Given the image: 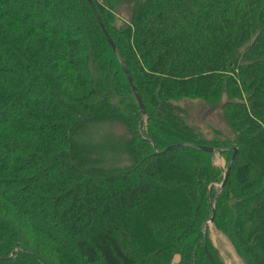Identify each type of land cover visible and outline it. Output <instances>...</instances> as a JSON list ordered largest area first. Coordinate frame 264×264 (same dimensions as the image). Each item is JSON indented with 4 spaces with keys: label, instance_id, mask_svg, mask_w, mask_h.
Returning a JSON list of instances; mask_svg holds the SVG:
<instances>
[{
    "label": "trees",
    "instance_id": "obj_1",
    "mask_svg": "<svg viewBox=\"0 0 264 264\" xmlns=\"http://www.w3.org/2000/svg\"><path fill=\"white\" fill-rule=\"evenodd\" d=\"M91 1L0 0V264H264V0Z\"/></svg>",
    "mask_w": 264,
    "mask_h": 264
},
{
    "label": "rangeland",
    "instance_id": "obj_2",
    "mask_svg": "<svg viewBox=\"0 0 264 264\" xmlns=\"http://www.w3.org/2000/svg\"><path fill=\"white\" fill-rule=\"evenodd\" d=\"M117 13L120 15L121 18L126 19L127 15H128V10L125 8L122 9H118ZM196 104H190V103H185V109L187 110L188 114H187V122L191 125V126H196V127H201L202 128V124L205 125L206 121H213L215 124L219 123V118L216 113H213L211 117H209V119H207L206 121L202 119V114H198L199 113V109L198 106H195ZM214 161L216 163V165H218L220 168L224 169L225 165H226V159L224 156L220 155L219 153H215L214 154ZM211 225H209L208 227H210ZM210 234V239L211 241L217 245L219 247V249L221 250V255L223 257V260L226 264H241L240 261L233 256V252L231 247L229 246V244L227 242H225L224 239H219L217 238L214 233L210 230L209 232ZM220 243V244H219Z\"/></svg>",
    "mask_w": 264,
    "mask_h": 264
},
{
    "label": "water",
    "instance_id": "obj_3",
    "mask_svg": "<svg viewBox=\"0 0 264 264\" xmlns=\"http://www.w3.org/2000/svg\"><path fill=\"white\" fill-rule=\"evenodd\" d=\"M87 2H88V5L90 6V8H91V10H92V12H93V14H94V16H95V18H96L98 24H99V27H100L101 31L103 32V34H104V36H105V38H106L107 43L109 44V46H110V48L112 49V51H113L115 54H117V53H116L115 46H114V44H113V41H112V39L110 38V36L108 35L107 31L105 30V28H104V26H103V24H102V22H101V19H100L98 13H97V11H96V9H95V7H94L92 1H91V0H87ZM122 70H123V73H124V75H125V78H126L128 84H129V86H130V88H131V91H132V93H133V95H134V97H135V99H136V101H137V103H138V106H139V110H140L141 116L144 117V115H145V108H144V105H143V102H142L141 96H140V94H139V92H138V90H137V88H136V86H135V84H134V82H133V80H132V78H131V76H130L128 70H127V68L125 67V65H122ZM182 145H183V144H182ZM192 147L195 148V149H197V150H201V151L208 152V153H213V152H214L213 148H210V147H207V146H202V145H192ZM235 154H236V150L233 149V150H232V156H231V158H230V160H229V162H228V164H227V166H226L225 173H224V178H223L222 183H221L220 186H219V190H218L217 194H218V193L220 192V190L223 188V186H224V184H225V182H226V180H227V177H228V174H229V170H230V167H231L232 162H233V160H234ZM214 201H215V198H214V200H213V202H212V204H211L212 217L206 222V225H208V226L211 225V223H212V221H213V215H214ZM202 249H203V252H204V254L206 255V257H207L208 260L210 261V263H211V264H217L216 261L214 260V258L212 257V255L210 254V252H209V250H208V248H207V246H206V244H205L204 241L202 242Z\"/></svg>",
    "mask_w": 264,
    "mask_h": 264
}]
</instances>
